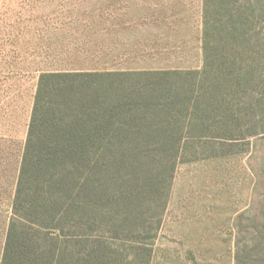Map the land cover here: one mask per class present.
<instances>
[{"label": "rangeland", "instance_id": "1", "mask_svg": "<svg viewBox=\"0 0 264 264\" xmlns=\"http://www.w3.org/2000/svg\"><path fill=\"white\" fill-rule=\"evenodd\" d=\"M83 1L90 0H0V264L14 216L12 206L39 77L95 66L83 63L91 57L76 55L77 44L68 32L82 18L86 6L75 3ZM131 1L147 27L145 34L140 30L139 44L132 45L125 62L113 66L123 70L73 72L99 74L92 81L79 82L84 84L78 86L80 94L88 89L83 99L75 90L65 94L70 95L72 108L80 102L86 109L89 117H84L82 125L90 118L105 122L112 106L122 105L124 113L110 123L121 135L132 124L150 126L153 131L162 127L165 133L172 132L166 134L171 144L180 140L181 150L178 146L175 156L173 151L161 150L164 146H151L166 141L163 132L141 130L131 135L133 150L126 153L147 152L151 157L137 156L132 167L127 163L124 169L115 167L111 195L115 201L132 195L124 203L132 214L127 220L115 213L114 218L98 221L92 234L100 242V252H109L112 258L102 261L264 264V78L260 81L256 75L259 63L264 64V17H258L264 0H239V4L245 2L241 10L234 6L235 14L249 15L244 40L225 37L211 42L236 48L244 58L239 67L236 63L231 84L221 81V89L209 88L204 74L191 75L203 68L202 0ZM156 69L178 75L149 73ZM245 73L248 78H241L236 87L238 81H233ZM166 83L170 85L161 87ZM166 94L176 98L170 103H178L170 120ZM137 103L142 104L144 115L127 117V109ZM198 111L201 120H196ZM227 111L230 118L225 117ZM161 117L166 119L163 123ZM189 126L201 128L200 133L191 132ZM174 127L184 128L181 138ZM119 136H113L112 142L123 140ZM144 147L149 150H141ZM122 153L116 148L114 160ZM169 154L175 159L166 164L169 159L164 156ZM165 168L166 183L171 179L169 189L161 186L162 192L147 194L148 186L142 181L154 174L153 169ZM15 220L25 228L19 218ZM35 230L34 226L32 233ZM55 235L60 246L64 237L75 234L65 224Z\"/></svg>", "mask_w": 264, "mask_h": 264}, {"label": "trees", "instance_id": "2", "mask_svg": "<svg viewBox=\"0 0 264 264\" xmlns=\"http://www.w3.org/2000/svg\"><path fill=\"white\" fill-rule=\"evenodd\" d=\"M236 4L240 10L245 9V2L239 4V0H202L203 68L200 72L190 74H204L209 88L221 89L220 82L224 80L225 85L231 84L232 76L236 73L234 72L236 63L238 67L240 60L242 64L244 63L242 54L236 48L226 49L221 42L211 44L212 41L217 39L220 41L225 37L234 42L244 40L249 15L246 12L235 14L233 9ZM258 17H264V8ZM258 67L256 75L261 81L264 78V64L262 66L259 63ZM149 73L178 75L176 71ZM97 74L99 73L40 75L19 168L12 206L14 216L9 223L1 264H106L102 260H112L111 255L109 252H100V242L93 232L97 231L98 221L105 220V217L114 218L115 213H117L115 217L129 219L132 213L124 203L127 199L130 201L134 198L129 195L114 200L110 190L115 167L119 170L124 169L126 163L132 167L137 156L147 157L145 160L151 157L147 152L139 155L127 154L133 150L131 135L134 136L136 131L141 130H145L146 134L156 135V132H163L166 141L159 140L155 144L151 143V146H164L161 150H170L173 151V155H179L180 140L171 144L166 134L172 132L165 133L162 127L153 131L150 126L137 127V124H132L121 135L117 131L118 128L110 123L124 113L122 105L112 106L113 110L107 113V121L100 119V122H96L90 118L86 120V125H82L84 117L88 116L86 109L80 102L79 106L72 108L69 104L70 95L67 96L65 93L75 90L81 96L79 99H83L88 89L85 86L84 94H80L78 86L84 84L79 82L86 79L92 81ZM241 78L243 80L248 78V73L237 76L233 81H238L236 87L241 84ZM169 85L170 83H166L161 87ZM165 97L169 101L165 108L170 112L167 117L170 120L171 113L176 110L174 107H177L178 103H170L176 98L169 94ZM133 105H127L133 106V111L132 108L127 109V117L144 115L141 110L142 104ZM101 116L103 118L102 114ZM225 117L230 118L228 111ZM198 118L201 120L200 111L197 112L196 120ZM164 120L166 119L161 123ZM168 120L164 123L169 122ZM176 128L173 129L181 138L184 128ZM197 128L189 126L191 132L199 134L201 128ZM114 134L121 135L117 139L123 140L112 142V137L117 136ZM116 148L123 150L124 153L114 160V157H117L113 154ZM144 149L149 150L147 147L141 150ZM172 154L164 156L169 159L166 164L172 163V158L175 159ZM151 172L154 174L149 176L148 180L142 181L143 186H148L145 192L149 194L150 191L151 195H155L162 192L161 186L168 190L171 185L170 176L166 183L168 170L153 169ZM18 218L22 222L21 226L25 224V228L16 225L15 219ZM158 220L160 222V219ZM65 224H68L69 233L75 235L64 237L65 240L61 241L59 246V237L55 235V231H62ZM34 226L36 233H32ZM40 231H43V235Z\"/></svg>", "mask_w": 264, "mask_h": 264}, {"label": "crops", "instance_id": "3", "mask_svg": "<svg viewBox=\"0 0 264 264\" xmlns=\"http://www.w3.org/2000/svg\"><path fill=\"white\" fill-rule=\"evenodd\" d=\"M76 6L85 5L81 11L82 18L68 29L73 42L77 44L76 55L91 57L83 63L93 64L71 70L73 72H118L132 45H138L140 30L146 33V23L140 22V15L131 0H90L88 3L76 2ZM79 15V12L76 14ZM147 39V36L144 35ZM81 50V52H80ZM106 65L107 67H101ZM161 70V69H158ZM127 71V68L126 70ZM154 71H157L154 70Z\"/></svg>", "mask_w": 264, "mask_h": 264}]
</instances>
